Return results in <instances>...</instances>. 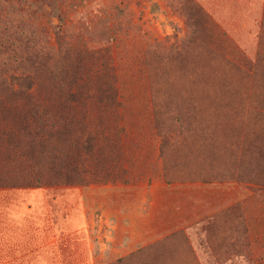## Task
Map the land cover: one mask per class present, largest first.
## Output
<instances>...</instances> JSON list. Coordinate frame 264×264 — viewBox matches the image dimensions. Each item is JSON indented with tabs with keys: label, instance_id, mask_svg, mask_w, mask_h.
I'll return each mask as SVG.
<instances>
[{
	"label": "rangeland",
	"instance_id": "rangeland-1",
	"mask_svg": "<svg viewBox=\"0 0 264 264\" xmlns=\"http://www.w3.org/2000/svg\"><path fill=\"white\" fill-rule=\"evenodd\" d=\"M215 9L198 0H0V188L110 191L118 205L122 183L158 186L134 230L144 242L105 264H264V12L253 28L224 29ZM70 89L78 101L59 93ZM156 120L169 136L165 160ZM89 132L90 185L52 184L66 169L52 156L69 147L77 156L71 137ZM166 185L175 197L163 196Z\"/></svg>",
	"mask_w": 264,
	"mask_h": 264
},
{
	"label": "crops",
	"instance_id": "crops-1",
	"mask_svg": "<svg viewBox=\"0 0 264 264\" xmlns=\"http://www.w3.org/2000/svg\"><path fill=\"white\" fill-rule=\"evenodd\" d=\"M198 2L208 4L211 11L215 6L224 29L253 28L263 19L264 0ZM165 187L169 188L163 191L165 198L176 196L170 185ZM119 188L118 205L111 204L110 191L107 197L91 198L85 189L72 188L67 193L77 196L30 197L12 196L0 188V264H105L113 252L127 257L144 242L142 232L134 231L136 223L139 219L142 228L144 205L148 196L158 200L160 187L122 183ZM41 190L17 188V193ZM111 229L122 232L116 235ZM112 244L119 247L113 250Z\"/></svg>",
	"mask_w": 264,
	"mask_h": 264
},
{
	"label": "trees",
	"instance_id": "trees-1",
	"mask_svg": "<svg viewBox=\"0 0 264 264\" xmlns=\"http://www.w3.org/2000/svg\"><path fill=\"white\" fill-rule=\"evenodd\" d=\"M28 89L30 90L32 88H28ZM59 93L62 96H65L66 97L65 99L68 100V102L79 100V96L77 95V92H74V91L72 92L71 89L68 92L61 90ZM108 97L111 101L116 100V96L112 94V92H110ZM151 100H153L152 96H151ZM159 111H161L159 107L153 106L154 119H158ZM155 122H156L157 134L161 137L160 157L165 160V147L169 143V136L168 134L162 131L163 128L159 125V123H157V120ZM81 137L85 139L82 141ZM81 137L80 138L71 137L73 146H77V151L79 152L77 156L76 155L71 156L72 150L70 152V147L69 149H67V151H60L62 153L61 156L59 154H56L57 156L55 155L52 156L53 163H56L58 160L59 163L66 165L65 166L66 169L64 170L57 169L55 170L54 173H52V176L55 178V181H52V184H55V185L63 184L66 186H83V187L90 185L92 180H90L91 178L89 177V172H88L85 162L88 159V157L92 155V152L94 151L95 137L91 132H89L87 136L82 134ZM81 142L83 145L81 144ZM55 152H58V151L56 150ZM163 175H164L163 177L165 178L166 183L171 184V180L168 179L166 164L164 167ZM30 187H34L37 189L41 188L40 185L30 186ZM128 258H132V255L129 256ZM119 261L120 259L117 262ZM124 261H127V260L125 258H122V262Z\"/></svg>",
	"mask_w": 264,
	"mask_h": 264
}]
</instances>
